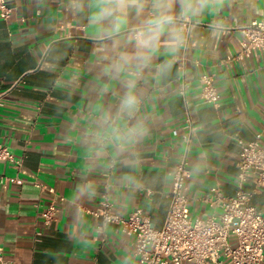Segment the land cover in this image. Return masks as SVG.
I'll list each match as a JSON object with an SVG mask.
<instances>
[{
    "label": "crops",
    "instance_id": "0c3cea01",
    "mask_svg": "<svg viewBox=\"0 0 264 264\" xmlns=\"http://www.w3.org/2000/svg\"><path fill=\"white\" fill-rule=\"evenodd\" d=\"M8 3L11 15L0 17V143L21 163L0 161V173L8 177L0 187L6 257L15 264H135L133 237L80 207L94 209L106 194L116 213L140 207L161 227L168 172L184 155L191 215L220 212L210 188L218 185L223 196L235 193L236 138L250 141L263 131L264 145V52L227 59L239 49L240 27L264 23V0H224L211 15L182 21L185 42L178 53L169 55L162 43L139 76L135 61L128 71L116 72L112 65L121 54L135 53L129 36L149 17L150 6L139 15L129 10L127 29L108 39L92 30L89 0ZM174 11L179 15L178 4ZM168 62L171 68L161 73ZM202 72L213 76L220 92L216 105L200 96ZM130 80L139 109L131 121L116 120ZM187 112L189 143L183 137ZM108 116L117 126L143 121L146 135L122 154L110 142L102 147L97 137ZM48 187L63 201L56 220L43 227L40 212L53 196ZM250 203L264 216V186Z\"/></svg>",
    "mask_w": 264,
    "mask_h": 264
},
{
    "label": "built area",
    "instance_id": "2783aa9c",
    "mask_svg": "<svg viewBox=\"0 0 264 264\" xmlns=\"http://www.w3.org/2000/svg\"><path fill=\"white\" fill-rule=\"evenodd\" d=\"M12 7L8 0H0V17L8 18ZM243 38L239 49L227 59H242L256 52H264V23L251 21L240 27ZM197 62V61H196ZM182 68V64L180 65ZM200 96L216 105L220 92L210 73L199 76ZM184 95V87L180 88ZM184 140L189 143L193 131L189 113L186 114ZM263 131H258L250 141L236 138L239 145L236 176V190L233 195L223 196L218 185L210 188L213 203L220 212L207 218L193 217L189 210V198L185 182L189 176L186 156H182L169 170L170 191L165 219L161 227H154L150 217L142 208L136 207L122 215L113 210V204L102 195L97 207L81 210L101 217L103 223L119 225L127 235L133 237V257L135 264H262L264 260V216L260 209L250 203L252 195L264 186V145ZM10 161L19 167L20 159L0 143V161ZM8 177L0 173V187H5ZM20 183V179H16ZM252 188L247 190L245 184ZM39 187H45L37 183ZM40 212L43 227H49L56 220L57 204L63 197L56 195ZM40 232H37L39 235ZM0 264H15L5 256L0 245Z\"/></svg>",
    "mask_w": 264,
    "mask_h": 264
},
{
    "label": "clouds",
    "instance_id": "9594fccd",
    "mask_svg": "<svg viewBox=\"0 0 264 264\" xmlns=\"http://www.w3.org/2000/svg\"><path fill=\"white\" fill-rule=\"evenodd\" d=\"M223 2L224 0H89L90 23L98 36L111 39L127 29L129 10H134L139 15L150 6L149 17L129 36V41L135 45V53L121 54L118 61L112 65L116 72L128 71L135 61L134 75L139 76L144 68L150 66L152 54L159 51L162 43L169 55L175 56L178 53L185 42L182 21L211 15ZM177 4L179 15L174 11ZM171 66L170 62L164 63L159 71L164 73ZM127 88L128 91L120 101L116 120L125 117L131 121L139 109L140 99L135 92V80H130ZM116 120L112 116L105 117V126L97 141L102 147L110 142L117 153L122 154L134 141L138 142L145 136L146 130L143 121L117 126Z\"/></svg>",
    "mask_w": 264,
    "mask_h": 264
}]
</instances>
